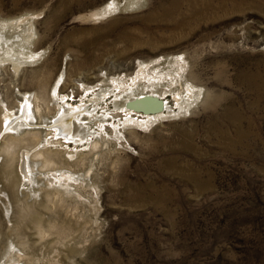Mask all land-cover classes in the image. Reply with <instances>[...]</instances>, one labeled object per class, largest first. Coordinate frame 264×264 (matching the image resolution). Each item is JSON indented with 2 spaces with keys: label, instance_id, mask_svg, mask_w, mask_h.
Listing matches in <instances>:
<instances>
[{
  "label": "rangeland",
  "instance_id": "1",
  "mask_svg": "<svg viewBox=\"0 0 264 264\" xmlns=\"http://www.w3.org/2000/svg\"><path fill=\"white\" fill-rule=\"evenodd\" d=\"M34 106L93 135L22 134ZM9 116L0 264H264V0H0Z\"/></svg>",
  "mask_w": 264,
  "mask_h": 264
},
{
  "label": "bare ground",
  "instance_id": "2",
  "mask_svg": "<svg viewBox=\"0 0 264 264\" xmlns=\"http://www.w3.org/2000/svg\"><path fill=\"white\" fill-rule=\"evenodd\" d=\"M115 5H117V4H115ZM113 4H108V5H106V6H104L103 8H101L100 10H98V11H95L89 18L91 19V18H98V17H103V15L104 16H106L105 14H107V13H109V12H112V9H113ZM117 7V6H116ZM115 9V8H114ZM117 9V8H116ZM29 30V29H28ZM139 91V90H138ZM144 96H146V97H151V98H157L158 99V95H156V94H154V93H147V92H135L133 95H129V96H126V100H125V102L123 103L124 105H122V107L124 108V107H129L130 105H133V103L135 104V102H137V104L136 105H133L132 107L133 108H136V107H141V108H146V111H144L145 113H143L144 114V116L147 118V120H149V119H158V118H160V117H162L163 115H162V111L164 110V108H165V103L163 102V106L162 107H160L159 109H158V104L157 103H152V102H149V101H140V99L142 98V97H144ZM22 101H24V102H26V101H29V99H26L25 97H23V99H22ZM30 101H31V99H30ZM152 103V104H151ZM23 106H26V105H23ZM22 106V107H23ZM131 109V108H130ZM22 110V109H21ZM156 110H159V112H157V113H155V111ZM148 111H151V112H153L154 114L153 115H150V114H147V112ZM67 112H68V110H67ZM41 114V110H40V108L38 107V106H34L33 107V109H32V116H34V117H37V121H36V123H35V121H34V119L32 118V119H30V122H26L25 121V123H24V127H26L27 126V128H29V129H23L22 130V134H24V133H29V131H33L34 129H38V131L37 132H39V131H44L46 134H48L49 133V130H50V126L53 124V129H55L56 130V132H57V135L59 136V137H62L65 141H72L73 139H76V142H82V140H83V138L84 139H88L90 136H92L93 135V133L90 131V130H88V126L90 125V123H91V117L89 118V116H91V115H89V116H87V118H83V117H85V116H82V117H80L79 119H80V121L81 122H83V128L81 129V133L79 134V133H77V132H75L74 131V127H73V116L72 115H67V116H61V117H58L56 120H55V122L52 120V121H47V120H45V121H40V115ZM5 118L7 117V116H4ZM90 119V120H89ZM94 120V119H93ZM97 120V119H96ZM33 123H35V124H33ZM46 125V126H45ZM12 127H13V129H12ZM3 132H2V134L0 135V141H2V140H6L7 138H8V136L9 135H12L14 132H16V130H18L19 128H16L15 126H13V120L10 118V116L5 120V124H4V126H3ZM34 132V131H33ZM21 134V135H22ZM83 135V136H82ZM15 136V135H14ZM14 139H17L16 138V136H15V138ZM7 141H8V139H7ZM13 141V140H12ZM14 142V141H13ZM1 143V142H0ZM59 143H61V141L59 142ZM4 144V143H3ZM92 145H94L93 147H96L97 145H98V142H96V141H94L93 142V144ZM5 147H7L8 149L6 150L5 149ZM15 147H14V144H12V143H10L9 141H8V143L7 142H5V146L3 145V146H1V144H0V152H2V149H5V151L6 152H8V155H10V154H12L13 152L11 151L12 149H14ZM39 154V153H38ZM1 155H2V153H1ZM5 155V154H4ZM31 155V154H30ZM11 157H13L12 155L10 156V158ZM27 157V155L25 154V152H23L22 154H21V157H20V160H19V162H18V171L21 173V174H23V176L24 177H26L27 179L29 178L28 176H30L31 177V174H30V172H29V170H28V166L26 165V158ZM32 159V158H31ZM2 160V159H1ZM10 160H12V159H10ZM11 163V162H10ZM28 164V163H27ZM6 166V165H5ZM7 167V166H6ZM10 167V166H9ZM10 171V170H9ZM5 173H6V171H5ZM11 174V173H10ZM28 174H30V175H28ZM6 175H7V173H6ZM28 175V176H27ZM22 176V175H21ZM22 176V177H23ZM7 178H8V175H7ZM32 178V177H31ZM31 178H29L30 180H31ZM23 179V178H22ZM24 180V179H23ZM26 181V180H25ZM28 181V180H27ZM12 182V181H11ZM14 184V183H13ZM41 234V233H40ZM41 238H43V237H41ZM15 258H16V255H14V258L12 259V260H15ZM18 258V257H17ZM0 260H1V263H4L5 261H4V256L2 255H0ZM19 262V261H18ZM52 264V263H51ZM54 264H55V262H54Z\"/></svg>",
  "mask_w": 264,
  "mask_h": 264
},
{
  "label": "water",
  "instance_id": "3",
  "mask_svg": "<svg viewBox=\"0 0 264 264\" xmlns=\"http://www.w3.org/2000/svg\"><path fill=\"white\" fill-rule=\"evenodd\" d=\"M140 101H142V102H143V101H149V102H152V103H157V104H158V106H157L158 109H159L160 107L163 106V101H161V100H159V99H157V98H154V97L151 98V97H146V96H144V97H142V98L140 99ZM137 102H138V101H137ZM137 102H135V104L133 103V105H136ZM152 103H151V104H152ZM133 105H130V107L133 106ZM135 109L138 110V111L136 110V112H138V113H145L144 111H146V108H144V107H143V108H141V107H139V108L136 107ZM157 112H159V110H156V111H155V113H157ZM145 114H146V113H145ZM147 114H154V113L151 112V111H148Z\"/></svg>",
  "mask_w": 264,
  "mask_h": 264
}]
</instances>
